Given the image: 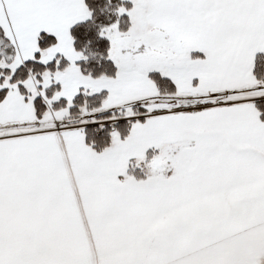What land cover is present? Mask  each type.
<instances>
[{"label":"snow or ice","instance_id":"6c2138e0","mask_svg":"<svg viewBox=\"0 0 264 264\" xmlns=\"http://www.w3.org/2000/svg\"><path fill=\"white\" fill-rule=\"evenodd\" d=\"M0 264H264V0H0Z\"/></svg>","mask_w":264,"mask_h":264}]
</instances>
